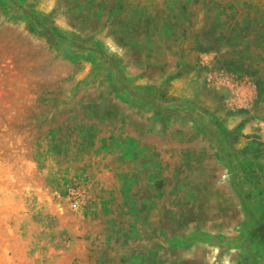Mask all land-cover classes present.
Segmentation results:
<instances>
[{"label":"rangeland","instance_id":"1","mask_svg":"<svg viewBox=\"0 0 264 264\" xmlns=\"http://www.w3.org/2000/svg\"><path fill=\"white\" fill-rule=\"evenodd\" d=\"M0 264H264V0H0Z\"/></svg>","mask_w":264,"mask_h":264}]
</instances>
